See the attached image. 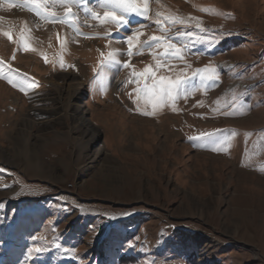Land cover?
Instances as JSON below:
<instances>
[{"label": "rangeland", "instance_id": "rangeland-1", "mask_svg": "<svg viewBox=\"0 0 264 264\" xmlns=\"http://www.w3.org/2000/svg\"><path fill=\"white\" fill-rule=\"evenodd\" d=\"M147 3L0 0V264H264V0Z\"/></svg>", "mask_w": 264, "mask_h": 264}, {"label": "snow or ice", "instance_id": "snow-or-ice-1", "mask_svg": "<svg viewBox=\"0 0 264 264\" xmlns=\"http://www.w3.org/2000/svg\"><path fill=\"white\" fill-rule=\"evenodd\" d=\"M32 2L37 5V8L40 7L39 0H32ZM106 5L110 6L112 8V10L104 11L103 21H105V22L110 21V22L116 23L120 26H128L129 25L130 21L125 19V15L127 13H136L137 15H139L141 17H145L147 14V10H148L147 0H143L142 6L138 2V0H106ZM9 6L11 7L12 5H9ZM117 10L120 11L119 15L117 14ZM34 11H35V9H34ZM45 11H47V9H45ZM67 11L69 13H71L72 9L69 8V9H67ZM37 15H39V13H37ZM92 15H93V17L100 19L99 15L97 13L93 12ZM157 23L159 24V22H157ZM2 34H3V36L7 37L9 40L13 39L12 33L10 31H4ZM138 35H140V33L137 32L135 35H129L126 37V43L128 45V49H129V52H128L129 56L132 55V48L134 47V40L136 39V37ZM151 39L157 40L158 38L153 36V37H151ZM167 47L176 49L174 55H178L180 52V49L177 48L175 44L167 45ZM23 50L25 52H27V51L34 50V49L31 48V45L29 43L25 42L24 46H23ZM101 55H103V54H101ZM108 55H109V58L112 57V53H109ZM43 59H44L45 63H48V57L47 56H43ZM60 66H61V68L64 67V65L62 63ZM123 66L128 67V64L125 63ZM149 71H150V69L146 68L144 70V73H140L138 75H145ZM208 78L212 79V77H208ZM175 83H179V82L176 81ZM172 84H173V82H171V81L165 82V78L161 77L160 81L158 82V85H157V83L154 82L151 89H149V92L152 95H155L158 92H165L167 94V97L169 99H172L173 98V96H172V91H173ZM229 114L230 113H225V115H229ZM192 139H193V141H195L197 138H192ZM108 218L109 219H115L116 217L115 216H109ZM129 246L131 247L132 245L130 244ZM35 251L40 252L41 249L37 248V249H35ZM29 255H31V252H29Z\"/></svg>", "mask_w": 264, "mask_h": 264}, {"label": "bare ground", "instance_id": "bare-ground-1", "mask_svg": "<svg viewBox=\"0 0 264 264\" xmlns=\"http://www.w3.org/2000/svg\"><path fill=\"white\" fill-rule=\"evenodd\" d=\"M79 92H80V89L75 88L72 91L70 98L71 99L74 98ZM70 112H71L72 117L75 119V121L79 122V124H81V125L84 124V122H85L84 117H85L86 113L80 111L78 108H75L74 105H71ZM53 122H54V120H53Z\"/></svg>", "mask_w": 264, "mask_h": 264}]
</instances>
